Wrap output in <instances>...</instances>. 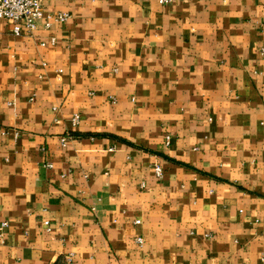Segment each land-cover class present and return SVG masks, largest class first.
Here are the masks:
<instances>
[{
    "label": "crops",
    "instance_id": "1",
    "mask_svg": "<svg viewBox=\"0 0 264 264\" xmlns=\"http://www.w3.org/2000/svg\"><path fill=\"white\" fill-rule=\"evenodd\" d=\"M44 12L0 19V264H264V0Z\"/></svg>",
    "mask_w": 264,
    "mask_h": 264
},
{
    "label": "built area",
    "instance_id": "2",
    "mask_svg": "<svg viewBox=\"0 0 264 264\" xmlns=\"http://www.w3.org/2000/svg\"><path fill=\"white\" fill-rule=\"evenodd\" d=\"M49 0H0V19L8 21L12 26L15 35H21L24 31H34L37 29L40 21L44 18V3ZM174 0H159L161 4H170ZM67 13H54L46 15L45 25L48 27L51 20L65 22L69 18ZM51 43L55 44V38H51ZM45 45V43H42ZM79 116L75 115L73 122L78 123ZM65 138L63 141L65 142ZM155 171L159 177L162 176V168L155 165ZM140 221L138 220L137 223ZM7 225V222L1 224V230ZM142 238L138 242L142 243Z\"/></svg>",
    "mask_w": 264,
    "mask_h": 264
}]
</instances>
